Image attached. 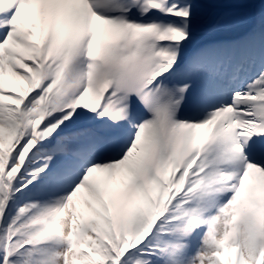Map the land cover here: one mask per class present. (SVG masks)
Here are the masks:
<instances>
[{
	"label": "snow or ice",
	"instance_id": "1",
	"mask_svg": "<svg viewBox=\"0 0 264 264\" xmlns=\"http://www.w3.org/2000/svg\"><path fill=\"white\" fill-rule=\"evenodd\" d=\"M0 264H264V0H0Z\"/></svg>",
	"mask_w": 264,
	"mask_h": 264
}]
</instances>
